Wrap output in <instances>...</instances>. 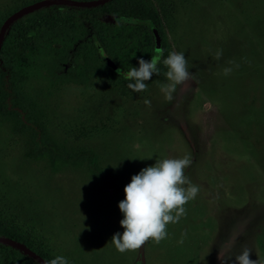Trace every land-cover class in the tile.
<instances>
[{
    "label": "rangeland",
    "instance_id": "1",
    "mask_svg": "<svg viewBox=\"0 0 264 264\" xmlns=\"http://www.w3.org/2000/svg\"><path fill=\"white\" fill-rule=\"evenodd\" d=\"M44 1L0 0V28L14 13ZM151 2L161 18L157 45L163 38L166 50L156 61L160 73L139 93L116 72L99 75L78 66L73 76L64 73V52L82 36L77 14L68 17L71 25L49 24L35 39L18 30L7 40L2 55L12 68L18 102L35 106L58 147L84 155L80 168L58 173L24 157L25 140L10 131L0 90V224L31 240L49 260L64 256L68 264H220V250L236 255L242 248L259 264L264 261V0ZM106 29L102 39L113 56L147 58L137 29ZM171 51L185 53L192 75L166 99L160 91L167 82L162 60ZM185 155L192 160L185 175L199 186L195 199L183 205L178 222L167 224L166 238L118 252L111 237L123 231L118 203L124 187L156 160ZM94 160L118 176L117 202L97 184L88 166Z\"/></svg>",
    "mask_w": 264,
    "mask_h": 264
},
{
    "label": "trees",
    "instance_id": "2",
    "mask_svg": "<svg viewBox=\"0 0 264 264\" xmlns=\"http://www.w3.org/2000/svg\"><path fill=\"white\" fill-rule=\"evenodd\" d=\"M90 1V0H81ZM94 1V0H91ZM77 14L83 23L81 26L82 36L73 47L64 52L66 67L64 73L73 76L78 66H82L85 72H93L99 75H117L111 65L119 66L127 71L131 66L138 67L137 60H133L123 52L113 56L108 45L102 39L106 26H130L137 29L138 37L142 36V44L147 49L143 56L145 60L154 59L166 50L164 39H161L160 46L157 45L156 34H161V18L151 0H110L109 2L90 8L74 7L68 5H52L43 7L24 15L14 21L8 28L0 48V90L2 92L1 105L3 115L12 133L21 135L25 140L24 157L37 162H45L53 173H58L66 168H80L83 165L82 157L84 152L69 151L58 147L47 128V121L33 111V105H22L18 102V92L12 80V68L6 63L2 55L3 47L7 40L18 30H24L28 38H37L40 30L50 27L60 28L67 23L70 15ZM117 19V20H116ZM115 20V21H114ZM32 23H24V22ZM107 22L104 25L103 22ZM42 22V23H40ZM51 22V23H48ZM117 22V23H116ZM105 26V27H104ZM132 40L125 39L127 47ZM138 49V48H137ZM160 49V51H159ZM144 58V57H143ZM125 65L123 67L122 65ZM118 78L124 79L117 75ZM98 161L88 163L92 170L97 184L110 192L111 201L116 200L118 191H121L118 176L110 168H101ZM0 236L9 238L49 261V257L41 249L33 246L28 238L12 231L0 224ZM0 264H39L25 253L18 249L0 243Z\"/></svg>",
    "mask_w": 264,
    "mask_h": 264
},
{
    "label": "clouds",
    "instance_id": "3",
    "mask_svg": "<svg viewBox=\"0 0 264 264\" xmlns=\"http://www.w3.org/2000/svg\"><path fill=\"white\" fill-rule=\"evenodd\" d=\"M162 63L167 69L163 73L167 82L161 83L160 91L166 99H171L177 86L188 81L192 74L182 51L169 52ZM137 64L138 67L131 66L126 72L118 70L119 75L128 81L127 88L132 93L145 90L148 86L146 82L160 73L154 59L138 57ZM230 70L225 69V73ZM145 103L150 101L145 100ZM191 163L188 155L158 159L131 177L123 189L124 199L118 203L122 215L119 223L123 231L111 237V243L118 252L138 249L149 239L158 243L166 238L167 224L178 222L185 213L183 205L195 199L199 192V186L185 175L184 170ZM218 259L220 264H258L257 260L250 259V250L247 248H242L236 255L220 250ZM47 264H68V260L58 255ZM259 264H264V261H259Z\"/></svg>",
    "mask_w": 264,
    "mask_h": 264
},
{
    "label": "water",
    "instance_id": "4",
    "mask_svg": "<svg viewBox=\"0 0 264 264\" xmlns=\"http://www.w3.org/2000/svg\"><path fill=\"white\" fill-rule=\"evenodd\" d=\"M110 0H94V1H71V0H48L41 3H37L35 5H32L30 7L24 8L16 13H14L12 16H10L4 24L0 28V48L2 41L4 39V36L9 28V26L16 21L17 19L23 17L24 15L33 12L35 10L41 9L43 7L52 6V5H68V6H74V7H84V8H90V7H96L102 4H105L109 2ZM112 70L119 74L118 70H121L117 66H112ZM0 243L14 247L18 249L19 251L25 253L32 259L36 260L39 264H47L46 261H44L42 258L37 256L35 253L27 249L25 246L21 245L20 243H17L11 239L4 238L0 236Z\"/></svg>",
    "mask_w": 264,
    "mask_h": 264
}]
</instances>
